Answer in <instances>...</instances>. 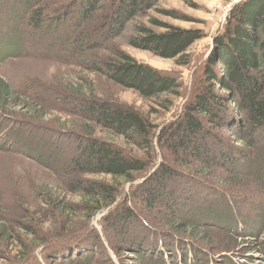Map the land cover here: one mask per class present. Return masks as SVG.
Masks as SVG:
<instances>
[{"label":"trees","instance_id":"trees-1","mask_svg":"<svg viewBox=\"0 0 264 264\" xmlns=\"http://www.w3.org/2000/svg\"><path fill=\"white\" fill-rule=\"evenodd\" d=\"M13 1L18 4L10 7L9 22H24L36 36L54 21L39 0ZM98 1L85 0L73 18L53 22L55 32L66 23L75 29L89 25L87 32L75 31L74 41H68L73 55L84 57L101 48L98 41L121 37L131 22L135 28L128 37L131 46L185 67L193 60L192 45L205 37L202 29L180 28L155 18L148 21L163 31L136 22L157 0H108L109 7L95 23ZM13 41L11 47L17 43ZM16 48L9 56H16ZM90 57L84 60L87 71L135 90L148 105L102 99L90 82L84 88L68 84L60 91L57 100L72 97L76 114L88 122L71 129L79 132L78 152L63 170L71 182L55 192L42 190L57 224L54 231L29 227L37 239L22 240L5 227L0 215V247L20 244L12 264H93L95 254L103 257L95 264H125L119 251L125 242L140 264H150V259L153 264H240L248 251L263 253L264 0L234 4L187 87L172 71L139 62L118 48L110 56ZM26 95L0 76V118L20 112L43 119L47 102L34 92ZM167 113L169 117L164 116ZM9 143L0 131V147ZM258 193L263 201L252 202ZM234 203L248 204L247 211L238 212ZM140 207L148 217L138 212ZM157 210L167 230L141 224L148 220L152 224ZM100 212L95 225L92 221ZM82 224L85 228L78 234ZM215 224L233 238L230 243L208 238L206 230ZM134 225L142 228L139 236L130 235ZM69 236L75 240L65 238ZM36 249L39 255L43 252L44 262H38Z\"/></svg>","mask_w":264,"mask_h":264},{"label":"rangeland","instance_id":"rangeland-1","mask_svg":"<svg viewBox=\"0 0 264 264\" xmlns=\"http://www.w3.org/2000/svg\"><path fill=\"white\" fill-rule=\"evenodd\" d=\"M39 1L41 5L46 7L49 18L53 17L54 21L55 18L60 17L73 18V12L76 11L77 7L86 3L85 0ZM239 1L242 0H157L154 2L153 8L148 9L144 15L136 17V22L141 21L157 32L163 31L162 28L151 24L148 21L149 18H155L180 28L203 30L205 37L191 47L192 63L181 67L177 66L173 59L162 58L150 51L131 46L128 37L135 32L131 22L123 30L121 37L98 41L97 43L101 45V48L85 52L84 57L73 55V49L68 47V41H74L73 33L75 31L85 32L90 28L89 25H85V23L80 25V28L75 29V25L66 23L62 30L55 32L52 30L54 21L51 20L45 32L36 36L32 29L25 26L24 22H20V20L15 23L9 22L10 7H17L18 2L0 0V76L10 84L13 90L19 93L27 92L26 96L34 92L47 102H43V112L40 115L43 119L41 120H34L20 112L0 118V131L5 132L10 139L9 145L4 147L2 144L0 147V215L6 222L5 227L13 229L22 240L34 239V237L37 239L29 227L41 228L42 226L44 230L51 231L57 227L55 220L53 221V216L49 214L47 197L42 190L46 188L55 192L59 186L67 187L71 182V178L65 174V171L63 172L70 156L78 152L76 133L79 132H73L71 129L82 128V125L88 122L76 114L72 97L66 96L60 101L57 100L61 97L60 91L64 90L66 85L80 84L84 88L90 82L102 99L114 100L136 107L141 106L142 108L148 105L147 101L141 99L135 90L121 87L108 80L101 73L87 71L85 59L91 58L92 53L110 56L115 48H118L139 62L157 69L172 71L179 76L183 87H187L191 82L192 71L208 54L213 36L222 29L229 11ZM109 4L110 1L108 0H99L97 8L93 12L92 21L98 23L96 19L99 18L102 10H107ZM59 6H63V8H57ZM56 8L60 11L59 14L54 13L57 11ZM158 9L168 12L161 10L159 12ZM14 39L17 40L14 47L16 46L19 52H16V56L13 57L11 55L14 52V47H11L13 46L11 44ZM7 54L8 57H6ZM164 116L169 117L168 113ZM164 116L163 119H165ZM64 122L68 125L62 124ZM89 123L91 124V122ZM97 135L103 137L102 134ZM261 140V144H264V137ZM130 148L134 149L133 147ZM84 177L89 178L90 176L85 175ZM121 196L117 198V201ZM72 198L73 201L77 200V196H72ZM256 198L252 202L263 201L259 193ZM245 205V203H234V208L238 212H246L248 204ZM138 209L139 213L148 217L147 212H143L141 207ZM157 211L160 213L157 214L158 218L151 219H156L152 224L148 218H146L147 224H144V221L141 224L149 227L151 225L163 231L167 230L164 227L165 223L160 219L162 212ZM102 214L103 212L98 213L92 223L96 225L95 221ZM252 217L255 219L254 215ZM211 227L213 230H206L210 240L216 243L221 241L230 243L233 239L227 236L228 233L222 232L217 224L211 225ZM84 228L85 225L82 224L77 231L78 234ZM141 229V226H132L130 235L139 236ZM77 232L73 235H76ZM113 234H109L111 239L114 237ZM155 234H157L156 231ZM65 238L74 239L70 236ZM158 242L159 239L157 244H159ZM17 248H20L18 242H14L10 247L5 245L0 247V264L15 263L14 251ZM119 251L121 253L120 259L125 264H140L139 256L134 254L127 242L120 247ZM34 252L37 257L39 256L38 262H44L43 252L40 255L39 249ZM111 257L115 260L112 253ZM102 259L101 254H95L93 264ZM240 260V264H264V252L251 250L248 251L246 260ZM148 261L153 264L155 260L150 259Z\"/></svg>","mask_w":264,"mask_h":264}]
</instances>
